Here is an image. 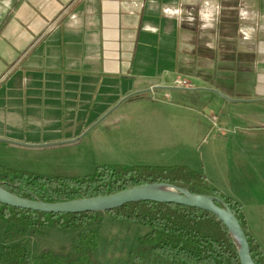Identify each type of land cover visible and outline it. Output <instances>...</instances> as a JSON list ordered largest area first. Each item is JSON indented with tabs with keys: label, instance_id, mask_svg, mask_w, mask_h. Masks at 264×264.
Wrapping results in <instances>:
<instances>
[{
	"label": "crops",
	"instance_id": "1",
	"mask_svg": "<svg viewBox=\"0 0 264 264\" xmlns=\"http://www.w3.org/2000/svg\"><path fill=\"white\" fill-rule=\"evenodd\" d=\"M9 8L0 20V142L56 145L61 139L48 133L92 99L120 90L114 106L182 90L174 82L183 78L195 82L185 88L192 97L157 106L151 129L165 126L199 145L215 186L225 169L230 175L243 165L242 122L264 125V0H10ZM219 190L242 205L248 232L264 248V201Z\"/></svg>",
	"mask_w": 264,
	"mask_h": 264
},
{
	"label": "rangeland",
	"instance_id": "2",
	"mask_svg": "<svg viewBox=\"0 0 264 264\" xmlns=\"http://www.w3.org/2000/svg\"><path fill=\"white\" fill-rule=\"evenodd\" d=\"M9 1L0 0V20L10 9ZM190 82L195 83L191 79ZM119 91L110 99L102 97L98 102H93L97 100L92 99L87 108L82 107L83 109L74 112V118L65 120L60 129L48 133L51 136L47 137L61 139L62 142L56 145L28 148L0 142V165L47 177L84 178L93 175L99 167L114 165L185 167L206 177L204 154L199 145L193 146L183 134L177 137L172 129H166L165 126L163 130L158 127L151 129L150 126L149 115L157 106L163 108V104H178L180 99L192 97L191 90L148 91L132 95L123 102L122 98L112 106L120 96ZM167 94H170V98L166 97ZM181 105L184 106L185 103ZM210 113L219 115L215 111ZM79 123L87 128L83 134H79ZM68 125L71 129L75 128L72 129L74 134L67 133ZM242 126L244 129L237 131V137L240 138L239 159L243 165L237 173L231 166L230 175L225 169L224 182L215 186L213 182L211 184L207 181V187L224 188L227 193L238 195L246 201L262 199L263 202L264 125L257 126L243 121ZM71 136L76 137L75 141L66 143ZM229 197L233 196L229 194ZM91 228L99 230L94 257L97 264H129L136 239L145 235V230L148 229L109 214L103 217L101 226L93 224ZM74 235V231L68 230H55L39 235L34 239V252L37 256L46 250L57 251L63 248L73 252ZM20 243H25L21 237L7 239L6 225L0 219V257L6 247Z\"/></svg>",
	"mask_w": 264,
	"mask_h": 264
},
{
	"label": "trees",
	"instance_id": "3",
	"mask_svg": "<svg viewBox=\"0 0 264 264\" xmlns=\"http://www.w3.org/2000/svg\"><path fill=\"white\" fill-rule=\"evenodd\" d=\"M169 183L194 194L221 198L243 226L256 264H264V248L247 229L242 205L218 188L207 187V178L185 167L122 165L102 166L84 178L47 177L0 165V184L23 198L46 203L116 194L140 185ZM112 215L149 228L134 243L129 264H241L229 230L215 215L192 207L157 202L127 204L106 213L48 214L14 208L0 202V219L7 239L25 243L6 247L0 264H97L95 253L103 217ZM55 230L74 231L73 252L46 250L37 256L34 239ZM33 240V241H32Z\"/></svg>",
	"mask_w": 264,
	"mask_h": 264
},
{
	"label": "water",
	"instance_id": "4",
	"mask_svg": "<svg viewBox=\"0 0 264 264\" xmlns=\"http://www.w3.org/2000/svg\"><path fill=\"white\" fill-rule=\"evenodd\" d=\"M187 90V89H184ZM220 94L216 90H212ZM222 97L227 98L226 96ZM0 202L20 209L48 214L106 213L127 204L157 202L177 204L209 212L218 217L227 227L238 251L241 264H256L248 236L232 209L219 197L200 195L169 183L140 185L122 192L63 203H46L15 195L0 184Z\"/></svg>",
	"mask_w": 264,
	"mask_h": 264
},
{
	"label": "built area",
	"instance_id": "5",
	"mask_svg": "<svg viewBox=\"0 0 264 264\" xmlns=\"http://www.w3.org/2000/svg\"><path fill=\"white\" fill-rule=\"evenodd\" d=\"M174 86L180 89L192 88V85L190 84V82L183 78L176 79L174 82ZM211 119H212L213 126L218 127L219 118L217 116H211Z\"/></svg>",
	"mask_w": 264,
	"mask_h": 264
},
{
	"label": "clouds",
	"instance_id": "6",
	"mask_svg": "<svg viewBox=\"0 0 264 264\" xmlns=\"http://www.w3.org/2000/svg\"><path fill=\"white\" fill-rule=\"evenodd\" d=\"M247 14L245 13V12H243V11H241V16L242 17H245Z\"/></svg>",
	"mask_w": 264,
	"mask_h": 264
}]
</instances>
